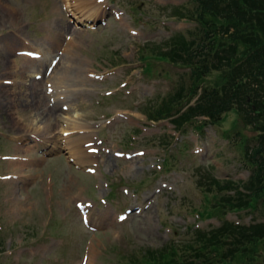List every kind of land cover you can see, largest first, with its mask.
<instances>
[{
	"label": "rangeland",
	"instance_id": "374dc122",
	"mask_svg": "<svg viewBox=\"0 0 264 264\" xmlns=\"http://www.w3.org/2000/svg\"><path fill=\"white\" fill-rule=\"evenodd\" d=\"M87 1L0 0V264H85L91 252L93 264H139L148 250L189 241L191 226L263 222L264 194L235 210L214 184L251 177L260 130L249 113L233 107L182 129L148 116L190 82L188 67L153 58L173 33L190 35L195 23L174 14L190 0ZM76 12L93 20L77 26ZM69 109L85 128L60 133L74 127L61 119ZM84 129H94L81 141L85 159L41 146L59 135L55 144L71 147Z\"/></svg>",
	"mask_w": 264,
	"mask_h": 264
},
{
	"label": "trees",
	"instance_id": "16d2710c",
	"mask_svg": "<svg viewBox=\"0 0 264 264\" xmlns=\"http://www.w3.org/2000/svg\"><path fill=\"white\" fill-rule=\"evenodd\" d=\"M188 3L177 5L174 14L195 23L190 35L173 33L168 47L153 58L188 67L190 82L185 92L178 88L148 116L155 120L171 117L182 129L197 116L203 117L200 125L216 124L233 107L249 113L248 122L260 130L247 153L253 166L251 177L245 184L228 181L223 186L216 180L214 184L229 190L231 195L222 201L230 209L250 208L264 194V0ZM142 58L145 70H150L153 58L144 53ZM214 72L219 73L215 81L205 84ZM196 213L205 216L199 210ZM189 233V241L172 240L148 250L139 264H254L264 260V249L259 248L264 247V221L249 225L225 219L210 230L191 226Z\"/></svg>",
	"mask_w": 264,
	"mask_h": 264
},
{
	"label": "bare ground",
	"instance_id": "6f19581e",
	"mask_svg": "<svg viewBox=\"0 0 264 264\" xmlns=\"http://www.w3.org/2000/svg\"><path fill=\"white\" fill-rule=\"evenodd\" d=\"M89 1V0H88ZM87 1V2H88ZM83 2V1H82ZM69 3V2H68ZM84 3V2H83ZM90 3V2H89ZM88 3V4H89ZM91 4H93L92 2H91ZM90 6V5H89ZM88 6V7H89ZM92 6V5H91ZM90 6V7H91ZM84 7H85V5H84ZM97 8V7H96ZM78 9V8H77ZM90 10V9H89ZM92 11V10H91ZM86 12V11H85ZM96 13V12H95ZM75 18H74V24L75 25H77V26H79L78 25V23H83V22H86V21H88V20H93V17H90L89 16V14H87L86 16L83 14V13H79V12H76L75 13V16H74ZM70 27V26H69ZM73 29V28H72ZM42 47V46H41ZM32 50H34V49H32ZM71 50V49H70ZM39 52V51H38ZM42 52V51H41ZM45 52V51H44ZM43 53V52H42ZM69 53V52H68ZM42 55V54H41ZM72 55V54H71ZM47 56V55H46ZM50 56V55H49ZM74 56V55H73ZM51 57H53V56H51ZM74 57H76V56H74ZM73 57V58H74ZM44 58V57H43ZM42 58V59H43ZM49 59V58H48ZM78 60H80V59H78ZM35 61V60H34ZM76 61V60H75ZM38 62V61H37ZM43 62V61H42ZM70 62V61H69ZM41 64V63H40ZM65 64H70V63H65ZM75 65V63L72 65V63H71V67L72 66H74ZM77 65H78V63H77ZM77 65H76V68H77ZM76 68H75V70H76ZM36 69V68H35ZM64 69V68H63ZM60 73H61V71H59ZM58 72V73H59ZM69 72V71H68ZM71 72V71H70ZM69 72V74H71ZM90 72V71H89ZM65 73V72H64ZM83 73V72H82ZM40 74V73H39ZM62 74V73H61ZM73 74V73H72ZM85 74V73H84ZM35 75H37L36 73H35ZM53 75V74H52ZM82 75V74H81ZM48 76V75H47ZM67 76V75H66ZM73 76H75V74H73ZM80 76V75H79ZM41 77V76H40ZM44 77V76H43ZM63 77H65L64 75H63ZM77 77V76H76ZM36 78V77H35ZM49 78V77H48ZM58 78L59 77H57V80H58ZM91 78V77H90ZM89 78V79H90ZM34 79V78H33ZM49 79H51V78H49ZM77 79V78H76ZM46 80H48L47 78H46ZM66 80V79H65ZM64 80V81H65ZM72 80V79H71ZM70 80V81H71ZM87 80V79H86ZM34 81H36V80H34ZM34 81H32V82H34ZM52 81V80H51ZM68 83L70 82L69 80H66ZM80 81H81V79H80ZM56 82V81H55ZM60 82H62V81H60ZM85 82V81H84ZM48 83H50V81L48 82ZM64 83V82H63ZM63 83H60L61 85L63 84ZM68 83H65V84H68ZM77 83V82H76ZM58 84V83H57ZM60 84H59V86H60ZM73 85H75L74 83H72ZM79 84V83H78ZM78 84H76V85H78ZM95 84V83H94ZM64 85V84H63ZM47 86V85H46ZM56 86V85H55ZM66 86V85H65ZM81 86V85H80ZM85 86H87V84L85 85ZM49 87H50V85H49ZM51 87H52V85H51ZM57 87V86H56ZM73 87V86H72ZM90 88V87H89ZM92 88V87H91ZM90 88V89H91ZM48 89V88H47ZM64 87H61L58 91H57V93L55 94V92H52V97L54 98V99H56L57 98V96H53V95H59V97H61V93H60V91L63 93V91H64ZM78 89V88H77ZM51 90V89H50ZM71 89L69 88V91H70ZM75 90V89H74ZM88 91V90H87ZM72 92V91H71ZM74 92V91H73ZM86 92V91H85ZM84 92V93H85ZM70 93V92H69ZM69 93H67V94H63V95H69ZM79 93V92H78ZM73 94V93H72ZM86 94V93H85ZM71 96V95H70ZM78 97V96H77ZM84 97V96H83ZM70 98V97H69ZM57 100H59V99H57ZM64 100V99H63ZM66 100H70V99H66ZM60 101V100H59ZM61 102V101H60ZM71 102V101H70ZM41 103V102H40ZM63 103V105L64 106H66V104H68L69 102H66L65 103V101H63L62 102ZM74 105V104H73ZM72 105V106H73ZM69 106V105H68ZM71 106V107H72ZM65 108V107H64ZM80 112L77 110V109H73V110H71L70 111V109L67 111V112H65L64 114H61V119L65 122V124H68V123H73L72 125L75 127V126H78L79 124V121L77 120V118L78 117H80L79 115L81 114H79ZM35 121H38L37 119H33V122H35ZM50 123V122H49ZM96 123V122H95ZM98 123V122H97ZM36 124V123H35ZM100 124V123H99ZM96 125V124H95ZM65 127V128H63V129H61V132L60 133H68L70 130H72V129H76L77 127ZM78 127H83V128H85V126L83 125V124H81V125H79ZM97 127V126H96ZM88 128H91V126H89ZM86 130V131H85ZM92 130H94V129H84L83 130V134L82 135H79L77 138H75V139H73V144H72V146L71 147H69V145L67 146V145H60L58 142H57V145L55 144V142L58 140H60L59 138V135H56L57 137H59L58 139H57V137L55 136V137H51L50 136V138L52 139V140H47V141H44L42 144H41V146H42V148H47V150H51L52 149V147H55V146H64V147H66L67 149H68V152H69V154L72 156V157H75V158H77L78 160L80 159V160H82L83 158L85 159V156L87 157V156H89L90 157V155H91V153H90V151H88L87 149L86 150H84L83 148V146H82V139L84 138V137H93V132L94 131H92ZM92 131V132H91ZM54 136V135H53ZM84 136V137H83ZM63 138H67V137H63ZM86 138V139H87ZM62 139V138H61ZM85 140V139H84ZM75 141H77L76 143H75ZM59 147V148H60ZM88 152V153H87ZM94 156V155H93ZM76 159V160H77ZM89 159V158H88ZM90 162V161H89ZM93 164V163H92ZM90 165V164H89ZM140 213V212H139ZM92 251V250H91ZM94 256V253L93 252H91L90 254H89V258L91 259V260H86V263L85 264H93V259H92V257ZM87 258V257H86Z\"/></svg>",
	"mask_w": 264,
	"mask_h": 264
},
{
	"label": "snow or ice",
	"instance_id": "6c2138e0",
	"mask_svg": "<svg viewBox=\"0 0 264 264\" xmlns=\"http://www.w3.org/2000/svg\"><path fill=\"white\" fill-rule=\"evenodd\" d=\"M121 219H123V217H121Z\"/></svg>",
	"mask_w": 264,
	"mask_h": 264
}]
</instances>
